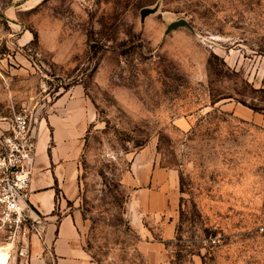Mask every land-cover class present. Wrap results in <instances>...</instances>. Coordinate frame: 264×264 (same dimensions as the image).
<instances>
[{"label":"rangeland","instance_id":"obj_1","mask_svg":"<svg viewBox=\"0 0 264 264\" xmlns=\"http://www.w3.org/2000/svg\"><path fill=\"white\" fill-rule=\"evenodd\" d=\"M72 89L95 118L66 210L93 262L149 264L131 210L159 189L139 156L166 172L172 264H264V0H0V128L27 109L37 131ZM19 240L0 222V264H33Z\"/></svg>","mask_w":264,"mask_h":264},{"label":"crops","instance_id":"obj_2","mask_svg":"<svg viewBox=\"0 0 264 264\" xmlns=\"http://www.w3.org/2000/svg\"><path fill=\"white\" fill-rule=\"evenodd\" d=\"M79 93V90L72 89L60 95L38 130H34L37 142L36 167L29 198L31 205L48 218V224L45 242L37 239L33 241V264H48L49 255L44 257L43 248H50L57 264H96L78 245L81 212L66 210L67 203L74 201L79 194L80 146L95 118L86 98ZM138 157L132 169H138L140 186H158L159 189L157 193L147 195L145 209L142 204L143 210H139L134 203L132 224L141 236L138 248L149 264H172L167 245L175 237L176 222L169 210H163L167 207L168 198L162 192L161 177L166 172L155 168V158L141 161ZM162 195L165 200L161 199L157 203ZM148 216L162 220L158 237H155L153 228L145 224Z\"/></svg>","mask_w":264,"mask_h":264},{"label":"built area","instance_id":"obj_3","mask_svg":"<svg viewBox=\"0 0 264 264\" xmlns=\"http://www.w3.org/2000/svg\"><path fill=\"white\" fill-rule=\"evenodd\" d=\"M37 142L27 109L15 112L7 129L0 128V222L10 238H19L21 256L35 239L45 242L48 218L30 203Z\"/></svg>","mask_w":264,"mask_h":264},{"label":"water","instance_id":"obj_4","mask_svg":"<svg viewBox=\"0 0 264 264\" xmlns=\"http://www.w3.org/2000/svg\"><path fill=\"white\" fill-rule=\"evenodd\" d=\"M155 12V9L154 8H150V7H145L141 10V18H142V21L145 20V18L150 15L151 13ZM182 26H188L190 27V24L189 22L186 20V19H180V20H177V21H174L172 22L171 24H169L167 30H166V34H169L171 31L175 30V29H178ZM133 210H131V222H134V210L135 208H132Z\"/></svg>","mask_w":264,"mask_h":264},{"label":"bare ground","instance_id":"obj_5","mask_svg":"<svg viewBox=\"0 0 264 264\" xmlns=\"http://www.w3.org/2000/svg\"><path fill=\"white\" fill-rule=\"evenodd\" d=\"M3 252H4V251H3ZM3 252L0 253V261H1V262H5V260H6V259H5V255H4Z\"/></svg>","mask_w":264,"mask_h":264}]
</instances>
